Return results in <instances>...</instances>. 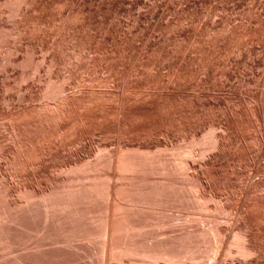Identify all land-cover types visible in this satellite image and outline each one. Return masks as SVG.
Masks as SVG:
<instances>
[{"label":"rangeland","instance_id":"obj_1","mask_svg":"<svg viewBox=\"0 0 264 264\" xmlns=\"http://www.w3.org/2000/svg\"><path fill=\"white\" fill-rule=\"evenodd\" d=\"M0 264H264V0H0Z\"/></svg>","mask_w":264,"mask_h":264},{"label":"bare ground","instance_id":"obj_2","mask_svg":"<svg viewBox=\"0 0 264 264\" xmlns=\"http://www.w3.org/2000/svg\"><path fill=\"white\" fill-rule=\"evenodd\" d=\"M181 153H182V152H181ZM179 154H180V153H179ZM181 155H182V154H181ZM128 159H129V158H128ZM133 160H134V159H133ZM133 160H132V161H125V160H124L125 162H120V165H122L121 167H122L123 169H125L126 171H134V170H136L137 167H138V166H137L138 164L136 163V162H138V161H135L136 159L134 160L135 163L137 164V165H136V164L133 162ZM121 161H123V160H121ZM121 163H122V164H121ZM118 166H119V165H118ZM105 187H106V186H105ZM107 187H108V186H107ZM95 188H96V187H95ZM98 188H99V187H98ZM101 188H104V187L101 186ZM96 191H97V190H96ZM102 192L104 193V191H102ZM101 195H102V194H101ZM108 195H109V194H108ZM109 196H110V195H109ZM218 227H219V226H218ZM106 228H107V226H106ZM107 230H108V229H107ZM110 230H111V229H110ZM208 230H209V229H208ZM105 231H106V229H105ZM111 231H112V230H111ZM210 231L212 232L213 230H210ZM210 231H209V232H210ZM106 232H107V231H106ZM207 232H208V231H207ZM207 232H206V233H207ZM211 232H210V233H211ZM214 232H215V231H213V233H214ZM111 233H112V235L114 234V232H111ZM106 234H107V233H106ZM106 234H105V236H107ZM211 234H212V233H211ZM112 235H111L110 238H112ZM106 238H107V237H106ZM106 242H107V241H106ZM217 252H218V251H217ZM245 254H246V253H245ZM217 255H218V254H217ZM204 256H205V254H204ZM196 259H197V258H196ZM199 259H200V258H198V260H199ZM200 260H201V259H200ZM202 260H203V259H202ZM154 262H157V260L155 259ZM195 262H196V261H195ZM198 263H199V262H198Z\"/></svg>","mask_w":264,"mask_h":264}]
</instances>
